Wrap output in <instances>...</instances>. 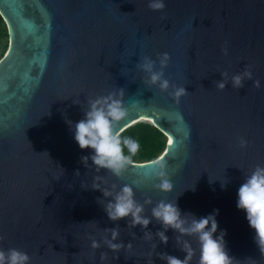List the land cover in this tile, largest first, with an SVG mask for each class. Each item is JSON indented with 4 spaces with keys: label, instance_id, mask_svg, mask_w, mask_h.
Instances as JSON below:
<instances>
[{
    "label": "water",
    "instance_id": "95a60500",
    "mask_svg": "<svg viewBox=\"0 0 264 264\" xmlns=\"http://www.w3.org/2000/svg\"><path fill=\"white\" fill-rule=\"evenodd\" d=\"M164 3L153 11L148 0H0L8 41L0 57V249L22 250L30 264H164L158 252L183 258L172 229L161 244L155 221L147 239L127 218L109 220L102 207L108 198L91 188L98 182L113 192L132 186L138 203L151 200L144 205L149 217L156 202L175 198L182 213L197 217L219 209L232 264H264L235 207L243 177L264 166V0ZM164 52L168 91L146 84L138 68L144 56L155 60ZM245 69L251 80L232 87L231 75ZM221 73L226 85L218 89ZM172 86L185 87L178 102ZM118 89L127 112L119 126L142 119L166 137L156 157L170 192L153 187L156 157L133 161L119 177L81 163L90 150L78 148L65 119H82L90 98ZM113 227L130 248L108 250L103 239ZM93 239L99 248L89 246ZM179 239L191 244L190 264H197L195 237Z\"/></svg>",
    "mask_w": 264,
    "mask_h": 264
},
{
    "label": "clouds",
    "instance_id": "9594fccd",
    "mask_svg": "<svg viewBox=\"0 0 264 264\" xmlns=\"http://www.w3.org/2000/svg\"><path fill=\"white\" fill-rule=\"evenodd\" d=\"M148 7L153 11H160L165 7L164 0H148ZM169 61L168 53H160L153 60L144 56L138 63V68L146 76L145 83L159 88L161 91H168L170 83L164 76V68ZM159 65V67H156ZM221 79L216 81L218 89L225 88L226 73H221ZM252 73L245 69L243 72L235 73L230 77L232 87L239 88L244 80H251ZM253 85L260 87V81L253 80ZM174 101L186 94L184 86H172L169 93ZM123 89L116 92H108L104 95H97L87 101V107L83 110V118L78 121L65 119L72 138L78 148L89 149L87 155L80 157L81 163L85 167L91 166L95 171L101 169L110 172L119 177L133 163L134 157L139 150L138 141L130 136H124L125 131L120 127V121L126 116L127 112L122 101ZM241 140L240 146L245 145ZM91 161V165L88 161ZM155 165L153 175L158 181L153 185L155 189L161 192H170L173 184L164 171L162 157L158 156L152 161ZM100 177L94 178L99 181ZM220 187L226 184V179H218ZM213 179H209L211 183ZM92 189H98L102 193L104 203L103 211L111 221L126 219L127 226H140L144 229V236L152 239V232L146 230L150 221H155L160 228L154 233L161 244L168 241L165 234L168 229L177 233V243L180 244V250L184 253L183 258L169 255L164 252L156 253L157 257L164 264H190L194 255V249L187 240L181 241L179 237L194 236L198 244V262L197 264H232L233 258L228 254L226 241L224 239L226 230L219 229L216 216L219 209L213 208L211 212L204 216L197 217L193 213H182L175 200H160L150 208V217L144 215V205L151 204L150 199H145L144 204L138 203L134 199L133 188L128 184L120 186L116 192L107 188H101L98 182H94ZM189 189L193 188V184ZM235 207L244 213V218L248 226L253 230V240L264 254V166L256 165L251 172L243 177V181L236 189ZM101 198H98L100 200ZM108 236L103 239L104 245L111 252H119L121 248H130V243H122L118 240L119 232L116 227L106 229ZM91 248L96 249L101 246V242L95 239L90 241ZM156 245H153L155 249ZM104 255L101 254V261ZM0 264H30L29 255L17 248L0 249Z\"/></svg>",
    "mask_w": 264,
    "mask_h": 264
},
{
    "label": "trees",
    "instance_id": "16d2710c",
    "mask_svg": "<svg viewBox=\"0 0 264 264\" xmlns=\"http://www.w3.org/2000/svg\"><path fill=\"white\" fill-rule=\"evenodd\" d=\"M122 135L130 136L139 143V150L132 157L133 161L151 160L164 149L163 142L159 140L162 134L152 125L137 123L125 129Z\"/></svg>",
    "mask_w": 264,
    "mask_h": 264
},
{
    "label": "built area",
    "instance_id": "2783aa9c",
    "mask_svg": "<svg viewBox=\"0 0 264 264\" xmlns=\"http://www.w3.org/2000/svg\"><path fill=\"white\" fill-rule=\"evenodd\" d=\"M5 40L7 41L6 26H5L3 19L0 17V57L2 55V51L5 46V44H3Z\"/></svg>",
    "mask_w": 264,
    "mask_h": 264
},
{
    "label": "rangeland",
    "instance_id": "374dc122",
    "mask_svg": "<svg viewBox=\"0 0 264 264\" xmlns=\"http://www.w3.org/2000/svg\"><path fill=\"white\" fill-rule=\"evenodd\" d=\"M7 43V41L5 40V42H3V44H5V46H4V48H3V51H2V55H1V57L5 54V52H6V49H7V46H8V44H6ZM138 123H142V124H149V125H152L151 123H149V122H147V121H140V122H138ZM135 124H137V123H135ZM134 125V124H133ZM132 125V126H133ZM153 126V125H152ZM154 127V126H153ZM160 132V131H159ZM162 134V133H161ZM159 140H160V142H163V145H165V142H166V137L162 134V136L159 138Z\"/></svg>",
    "mask_w": 264,
    "mask_h": 264
},
{
    "label": "snow or ice",
    "instance_id": "6c2138e0",
    "mask_svg": "<svg viewBox=\"0 0 264 264\" xmlns=\"http://www.w3.org/2000/svg\"><path fill=\"white\" fill-rule=\"evenodd\" d=\"M173 141L172 140H169V144H171Z\"/></svg>",
    "mask_w": 264,
    "mask_h": 264
},
{
    "label": "bare ground",
    "instance_id": "6f19581e",
    "mask_svg": "<svg viewBox=\"0 0 264 264\" xmlns=\"http://www.w3.org/2000/svg\"><path fill=\"white\" fill-rule=\"evenodd\" d=\"M6 44H8V41H7V43ZM141 121H143L142 119H141Z\"/></svg>",
    "mask_w": 264,
    "mask_h": 264
}]
</instances>
